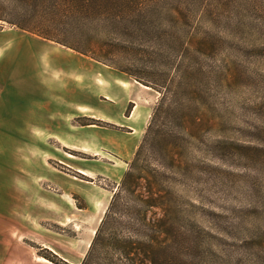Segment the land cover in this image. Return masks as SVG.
I'll return each mask as SVG.
<instances>
[{
  "label": "rangeland",
  "instance_id": "1",
  "mask_svg": "<svg viewBox=\"0 0 264 264\" xmlns=\"http://www.w3.org/2000/svg\"><path fill=\"white\" fill-rule=\"evenodd\" d=\"M184 4L186 9L167 18L175 27L158 28L172 29L181 39L173 55L164 40L154 44L130 38L123 42L134 44L135 56L123 51L115 59L143 76L159 68L161 77L173 82V94L165 86L164 93L143 87L151 114L139 144L161 96L163 108L181 115L169 130L185 126L194 135L178 143L177 158L188 163L172 176V208L158 212L167 217L166 212L172 222L165 233L172 244L168 264H264V0ZM50 50L94 59L0 20V80L12 75L0 81V91L2 86L7 90L0 98L15 93L0 112L8 115L7 124L0 122V264H82L122 179L116 177H123L134 156L125 164L110 150H100L113 138L121 145L128 131L107 118L115 113L101 102V111L89 108L71 115L66 108L68 113L61 115L48 113L52 128H28L41 122L29 108L44 103L47 85L39 74L40 58ZM70 74L85 90L87 76L79 71L65 76ZM132 108L130 103L126 116ZM63 115L68 129L58 123ZM194 117L198 123L192 125ZM59 131L73 140L69 147L49 134L59 136ZM79 167L92 172L81 173ZM148 254L143 264H158L155 254Z\"/></svg>",
  "mask_w": 264,
  "mask_h": 264
},
{
  "label": "trees",
  "instance_id": "2",
  "mask_svg": "<svg viewBox=\"0 0 264 264\" xmlns=\"http://www.w3.org/2000/svg\"><path fill=\"white\" fill-rule=\"evenodd\" d=\"M186 1L0 0L2 5L8 3L5 7L0 5V20L114 66L157 92L162 93L165 86L172 93V80L162 78L159 68L151 76H143L137 70L118 65L115 59L123 51L135 56L134 44L123 42L130 38H148L154 44L164 40L173 55L181 39L172 29L158 28L175 27L167 18H175L173 14L186 9ZM165 102V96H161L153 109L128 169L112 190L107 211L82 264H143L144 258L150 257L148 251L155 254L158 264L171 261L168 251L172 244L169 238L165 239L166 231L172 228L166 214L173 201L170 183L181 164L188 163L177 158L178 143L194 139V135L191 130L185 131V126H180L181 130L175 128L174 133L169 130V125L176 126L181 115L172 108H163ZM184 119L185 125L188 120ZM197 123V118H192L191 124ZM164 209L167 217H159V210Z\"/></svg>",
  "mask_w": 264,
  "mask_h": 264
},
{
  "label": "crops",
  "instance_id": "3",
  "mask_svg": "<svg viewBox=\"0 0 264 264\" xmlns=\"http://www.w3.org/2000/svg\"><path fill=\"white\" fill-rule=\"evenodd\" d=\"M26 44H30V46L34 45L33 43ZM42 48H44V46H42ZM39 69V74L42 78V85H47L49 91L47 92L46 88L44 103L39 104V108H29V110H33V112L29 111V113L38 115L41 122L39 124H30L28 128L30 126L39 127L40 125L45 128H52L55 124L54 121H52V118L48 117V113L54 112L57 113V115H61L67 112L66 108H70L68 110L69 114L75 115L76 111H82L83 109L100 108L101 102L107 106L103 108L107 109L110 107L115 113L114 117L109 116L107 118L109 120H117L118 123L121 122L120 125L127 127L128 131L122 134L123 136L121 138H123V140H121V145L117 144L115 138H113V140L103 142L100 146V150L103 152L110 150V153L113 157H115V159L124 161L126 164L125 160L130 159L136 152L141 134L143 133V128L151 114V107L148 102H143L141 96L143 93V87L145 89H150V87L137 82L127 73L114 69L102 62L90 58L85 60L84 58L78 56H61L60 54H55L53 50H50L48 57L40 58ZM52 71L58 72V79L53 76L51 73ZM73 71L83 72L87 76V79L85 80V90H83V87L85 86H81L78 79L74 78L72 74L69 75V79L65 76L66 73ZM11 76L12 75L10 73L3 74L0 81L2 83L5 81L7 82L10 80ZM5 91L7 90H4V87L2 86L0 96L4 95ZM14 94L15 93H13V95H9V98L4 100H1L0 98V112H3L2 109H4L3 107L6 101H10L11 99L12 102V100L15 99ZM130 103H132L133 108L131 109L129 115L126 116L125 111ZM68 105L72 107H68ZM14 108H18L20 110L21 108H28V106L14 105ZM5 109L7 110L9 108ZM38 110L43 111L44 115H40ZM64 119V115L61 116L58 123L61 127L68 129V121ZM7 120V112H5L4 115L0 114L1 123H4ZM7 123L8 122L4 124ZM90 126L87 127L90 128ZM17 129L19 130L18 126ZM51 132L49 134L56 137L63 146L69 147L73 143V140H71L67 134L59 131L60 135L58 136L57 134H52ZM74 147L75 146L72 148ZM69 155L74 157L73 154ZM76 169L81 171V173L88 175L92 172V170L87 167H79ZM121 178L122 175L116 177L118 180ZM96 201L97 200L95 199L92 200L93 206Z\"/></svg>",
  "mask_w": 264,
  "mask_h": 264
},
{
  "label": "bare ground",
  "instance_id": "4",
  "mask_svg": "<svg viewBox=\"0 0 264 264\" xmlns=\"http://www.w3.org/2000/svg\"><path fill=\"white\" fill-rule=\"evenodd\" d=\"M46 260V259H45Z\"/></svg>",
  "mask_w": 264,
  "mask_h": 264
}]
</instances>
